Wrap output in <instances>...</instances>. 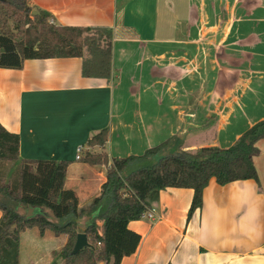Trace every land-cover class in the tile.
Wrapping results in <instances>:
<instances>
[{
    "label": "crops",
    "instance_id": "0c3cea01",
    "mask_svg": "<svg viewBox=\"0 0 264 264\" xmlns=\"http://www.w3.org/2000/svg\"><path fill=\"white\" fill-rule=\"evenodd\" d=\"M30 4L57 25L107 27L115 34L109 80L84 76L80 57L0 68V124L20 136L21 159L68 162L65 186L77 193L80 208L100 195L115 157L142 154L174 135L184 150L229 147L264 120V0ZM103 129L106 145L91 146ZM199 131L212 141L192 145ZM257 146L259 179L221 185L212 178L190 217L194 191L162 189L152 204L162 219L130 222L142 239L121 264H264V138ZM88 151L107 153L110 163L85 162ZM67 241L66 234L28 228L20 234L19 264H64L59 253Z\"/></svg>",
    "mask_w": 264,
    "mask_h": 264
},
{
    "label": "trees",
    "instance_id": "16d2710c",
    "mask_svg": "<svg viewBox=\"0 0 264 264\" xmlns=\"http://www.w3.org/2000/svg\"><path fill=\"white\" fill-rule=\"evenodd\" d=\"M0 5L20 10L26 25L36 32L32 36L29 30V36L19 40L0 22V68L20 69L27 59L80 57L84 76L111 78L115 37L112 29L61 26L53 20L51 23L50 13L34 10L38 13L33 14L30 0H0ZM261 138L264 120L246 130L229 147L184 150V140L174 135L142 154L115 157L100 195L87 208H80L77 193L65 186L68 162L21 159L20 136L0 124V264H19L20 234L33 227H38L42 234L50 229L56 235H68L59 253L64 264H121L137 251L142 239L140 233L130 228V222L141 219L162 189L191 188L194 195L190 217L202 207L204 189L212 178L221 185L258 180L254 158L260 152L257 142ZM107 140L108 129H103L89 144L104 147ZM83 160L90 164L110 163L105 152L88 151ZM16 162L17 167L12 170L11 165ZM30 207L40 212L29 217ZM85 218L87 223L82 231L91 246L74 254L80 223Z\"/></svg>",
    "mask_w": 264,
    "mask_h": 264
},
{
    "label": "rangeland",
    "instance_id": "374dc122",
    "mask_svg": "<svg viewBox=\"0 0 264 264\" xmlns=\"http://www.w3.org/2000/svg\"><path fill=\"white\" fill-rule=\"evenodd\" d=\"M31 7L33 8V11L36 10L32 5ZM0 22L1 25L6 29V30H10L12 31L13 35L15 36L16 39H25V37L29 36V34H27V32L30 30L32 31L31 35L34 36L36 34L35 31H33V29L30 28L26 25V19L23 17V13L11 6H2L0 5ZM52 23V19L50 18L49 20ZM263 89L261 92V100H262V106L260 109V115L259 116H264V82H263ZM233 132L231 131H227V134H232ZM226 134V133H225ZM224 138H225V135ZM212 141V135L208 132L205 131H199L198 133H196V135L194 136L193 140H192V145H196L198 146V144L201 143H208ZM220 144H222V146H227V142H225L224 140L219 141ZM197 148V147H194ZM193 148V149H194ZM198 149V148H197ZM194 149V150H197ZM82 154V153H81ZM12 170L16 168L15 165H11ZM11 171V170H10ZM11 175V173H9V176ZM1 213V212H0ZM27 248V244L24 243L23 245V249L24 252L26 251Z\"/></svg>",
    "mask_w": 264,
    "mask_h": 264
},
{
    "label": "water",
    "instance_id": "95a60500",
    "mask_svg": "<svg viewBox=\"0 0 264 264\" xmlns=\"http://www.w3.org/2000/svg\"><path fill=\"white\" fill-rule=\"evenodd\" d=\"M1 1H4V0H1ZM37 13L38 11H33V14H37ZM37 212L38 210L36 208L30 207L28 209L27 215L30 217ZM89 246H91V243L89 242V238L87 234L84 231H82L77 236V240H76V243L73 249V253L76 254L79 251H81L83 248L89 247Z\"/></svg>",
    "mask_w": 264,
    "mask_h": 264
},
{
    "label": "built area",
    "instance_id": "2783aa9c",
    "mask_svg": "<svg viewBox=\"0 0 264 264\" xmlns=\"http://www.w3.org/2000/svg\"><path fill=\"white\" fill-rule=\"evenodd\" d=\"M82 150L81 148L79 149ZM77 158H81V155H78ZM141 219H147L152 222H157L162 219V215L158 212L156 207H149L143 214Z\"/></svg>",
    "mask_w": 264,
    "mask_h": 264
}]
</instances>
